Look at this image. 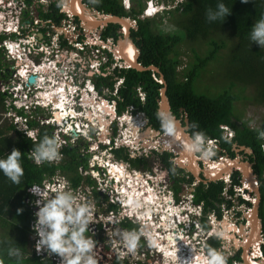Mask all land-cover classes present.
I'll list each match as a JSON object with an SVG mask.
<instances>
[{"label":"flooded vegetation","instance_id":"af4514ba","mask_svg":"<svg viewBox=\"0 0 264 264\" xmlns=\"http://www.w3.org/2000/svg\"><path fill=\"white\" fill-rule=\"evenodd\" d=\"M119 3L116 0V4ZM78 4L88 21L87 17L97 20L124 17L110 11L119 9L112 0H78ZM25 6L26 10L16 24L19 34L9 38L17 46L11 49L13 60L4 62L0 53V87L9 85L22 90L20 93H26L32 109L36 108L23 119V128L13 127L14 131L23 132L24 137L32 141H38L40 131L48 132L50 138H58V159L41 162L39 166H58L47 189L56 186L58 190L70 191L76 206L89 209V223L84 235L92 240L93 247L106 244L107 250L120 249L126 264L130 258L134 259L133 264H152L151 261L161 256L167 264H172L170 257L175 252L185 258L186 264H203L201 258L207 257L208 248L224 251L226 264L263 262L264 171L258 172L255 150L239 142L241 136L238 137V133L245 124L232 121L230 126L220 125V139L204 140L205 147L212 152L206 160L238 161L249 165L252 179L248 183L236 167L222 178L209 181L204 175L205 159H201L199 153H195L199 158L197 174L176 166L179 156L161 141L169 135L163 131L158 119L159 90L163 87L159 83V73L151 74L153 81L162 87L157 90L155 105L149 112L144 110L146 95L142 99L134 93L137 88L142 90L139 81L129 93L132 105H124L123 110L117 107L112 114L102 109L104 112L96 118L80 117L77 102L82 90L85 91L83 94H90L91 85H105V90L114 92L117 100L120 90L126 88L129 70L125 61L115 59L105 48L114 47L126 31L114 23L95 29L85 28L83 21L71 14V0H25ZM123 19L131 24L126 33L137 51L136 63L141 66L142 46L140 37L135 36L137 23L132 17ZM89 48L107 57V66L99 65L101 72L98 75L90 69L96 59ZM26 74V82L32 77L33 84L23 83ZM163 81L167 89L164 78ZM71 82L77 90L75 96L70 95ZM26 86L29 91L23 89ZM48 91L56 92L63 99L53 97L54 94L47 95ZM2 96V102L9 101L6 95ZM103 97L108 102L112 100L108 95ZM70 101L73 105L69 109ZM82 101H87L86 97ZM87 102L95 105L92 101ZM168 105L169 116L177 120L182 133L192 139L188 114L181 108L175 113ZM106 115L108 120L104 123L101 119ZM89 122H96L97 127L87 128ZM98 130L102 132L100 139L104 140L101 144L95 143ZM260 150L263 153L261 146ZM99 185H103L107 193L101 192ZM137 194L139 198H135ZM254 213L260 221L257 242L254 237L250 238L249 218ZM225 220L233 225L231 239L227 242L209 235L216 224ZM124 231L140 234L134 252H128L120 238L119 234ZM145 231L158 242L155 246L146 241Z\"/></svg>","mask_w":264,"mask_h":264},{"label":"trees","instance_id":"16d2710c","mask_svg":"<svg viewBox=\"0 0 264 264\" xmlns=\"http://www.w3.org/2000/svg\"><path fill=\"white\" fill-rule=\"evenodd\" d=\"M112 1L119 9L110 10L111 12L123 15V18L132 17L137 23L135 36L140 37L139 43L142 46L141 66H154L158 69L159 75L163 76L167 84L165 96L171 108L175 113L181 108L188 114L192 137L203 133L204 138L220 139V125L230 126L231 123L237 122L233 118L232 107L234 102L247 99L241 95L245 85H252L255 89L256 97H253V102L264 106V47L260 48L249 38L253 25L264 14V0H249L248 3H241V0H185L181 4L182 17L175 21L177 29L166 34L153 31L150 21L152 19L137 18L143 9L140 1L132 0L128 11L120 5V0H117L119 5L116 0ZM218 3H223L229 14L225 18L208 22L206 10H215ZM174 11L179 12V8ZM225 37L231 44L227 63L235 69L234 78L230 79L234 83L233 87L236 83L241 84L240 91L233 94V87L230 86L214 97L199 95L194 91V83L204 69L217 59L218 53L226 48L223 40ZM182 41L198 44L205 42L207 50L203 58L196 55L191 68L185 67L179 74V53L175 48ZM151 74L149 71H128L126 88L119 92V98L123 102L119 105L120 109L124 105L132 104L129 93L139 81L142 82L139 86L146 95L144 110L149 112L153 109L157 90L162 86L153 81ZM2 100L3 96L0 94V114L4 112ZM3 122L0 123V159H5L13 149L19 150L23 176L20 177L19 183L14 184L0 172V264H53L46 256H36L33 243H29V237L34 234L31 230L34 211L27 204L30 195L26 194V190L32 185H41L59 169L53 165H36L29 155L45 136L49 137L48 132L40 131L38 141L32 142L14 131L8 121ZM259 131H264V118L255 127L243 125L238 137L241 136V144L249 146L257 153V168L261 174L264 171V153L260 150ZM9 249H18L19 259L8 256ZM112 264L126 263L115 259Z\"/></svg>","mask_w":264,"mask_h":264},{"label":"clouds","instance_id":"9594fccd","mask_svg":"<svg viewBox=\"0 0 264 264\" xmlns=\"http://www.w3.org/2000/svg\"><path fill=\"white\" fill-rule=\"evenodd\" d=\"M248 2L249 0H241V3ZM228 14L225 5L218 3L215 10L208 9L205 15L208 22H214L225 18ZM249 38L260 48L264 47V14L253 25ZM158 119L166 134L175 135L174 122L168 114L158 113ZM9 123L12 127L23 128V122L19 123V126H14L11 121ZM258 138L261 139V148L264 153V131L258 132ZM58 148L57 137L45 136L33 149L32 158L37 164L44 161L51 162L58 159ZM186 150L190 153H199L201 159H207L212 155L211 150L205 147L203 133L195 134L186 145ZM20 157L21 152L13 149L5 159H0V172L14 184L19 183L20 177L23 176ZM54 188L56 186L47 189L42 184L32 185L29 188L31 196L39 198L35 201L39 207L36 212L37 206L34 208L37 219L33 225V229L39 236L38 250L44 249L46 252L55 253L61 258V264H96L95 259L89 255L93 242L84 235L89 223V209L83 205L76 206L70 191ZM27 190L26 194L30 195ZM232 231L233 225L225 220L216 224L209 235L227 242L231 239ZM119 235L128 252H134L138 246L140 234L124 231ZM143 235L149 244L155 246L158 243L150 232L145 231ZM8 256L19 259L20 252L18 249H9ZM201 260L203 264H226V255L224 251L208 248L207 257H202Z\"/></svg>","mask_w":264,"mask_h":264},{"label":"rangeland","instance_id":"374dc122","mask_svg":"<svg viewBox=\"0 0 264 264\" xmlns=\"http://www.w3.org/2000/svg\"><path fill=\"white\" fill-rule=\"evenodd\" d=\"M184 2L185 0H153L152 5L153 6L157 5L158 8L152 10L154 8L148 6L149 10L146 12L148 16L152 15V18L149 17L147 18L152 19L150 21L153 31L155 33L162 32L164 34L175 31L177 29L175 25V21L179 20L182 17L180 10H181V4ZM176 8H179V12L174 11ZM155 12L158 13L155 14ZM223 40L224 43L226 44V48L218 53L217 59L214 62L210 63L204 69V71L200 74L197 81H195L194 83V91L199 95L214 97L217 94L221 93L222 91L228 89L230 86L233 87L234 85V83L231 82L232 80L230 78H234L235 69H233L232 65H229L227 63V56L229 54V49L231 44L230 42L227 41V37L223 38ZM175 50L179 53L180 68L178 67L177 70L178 73L180 74L183 68L185 67L191 68V66L193 65L196 59V55L199 58H203L207 50V47L205 42H199L198 44V43H189L187 41H182L175 48ZM88 51H90L91 55L94 53V49L89 48ZM83 60L85 61L84 58ZM226 63H227V70H226ZM239 85L241 84L236 83V86L231 89V92L233 94L239 93L240 91ZM52 93H53L52 91H48L47 95H51ZM44 94L45 93L42 92V95ZM241 95L245 96L247 99L234 102L232 107L233 118L239 123H243L250 127H255L256 125L260 124L262 118H264V106L263 104L256 105L253 102L254 101L253 97H256V92L254 87H252V85H245L243 91L241 92ZM0 116L2 119L0 121L1 124L5 120L8 121V123L10 122L9 119L5 118L3 113L0 114ZM38 199L39 198L30 195V198L27 203L29 208H31L33 211L35 206H37L35 212L38 211V207H39V205L35 203V201ZM33 217H34V222L31 223V230L34 231V234L29 237V243H33V250L36 256H44V254H40V253L36 254L37 251L35 245L36 232L33 229V225L35 224L36 221L34 212H33ZM104 246L107 247L106 244H99L95 248L93 247V249L91 250V254H89L95 259L96 264H111L112 260L119 259L118 256L120 255L123 256L120 249L115 252L114 251L112 252L111 250L105 249ZM53 254L55 253L48 252L46 258L48 256L51 257V255ZM176 254L179 253L175 252L173 257H175ZM59 258L60 257L58 256V259ZM175 260L176 259H173L172 261ZM127 261L129 264L134 263L133 258H130ZM158 262H160V264H167L162 256L158 257L156 260L154 259L153 262L151 261L152 264H157ZM57 264H61V261H59V263Z\"/></svg>","mask_w":264,"mask_h":264},{"label":"bare ground","instance_id":"6f19581e","mask_svg":"<svg viewBox=\"0 0 264 264\" xmlns=\"http://www.w3.org/2000/svg\"><path fill=\"white\" fill-rule=\"evenodd\" d=\"M71 1L73 3V8L72 7L70 8L71 14L76 15L77 17H79L80 20L83 21V25H84L85 28L92 29L91 27L87 26L89 22L85 18V14H84L85 12L83 11L84 9L80 6V4H78V0H71ZM130 1H132V0H120L121 6L123 7V9H125L127 11L129 10V8H130ZM133 1H140L143 4L142 12H141V14L139 15V18H138L139 20L148 19L147 17L152 18V15L148 16L146 14V12L149 10L148 9V6L154 8L152 10H155V9L158 8L157 5H155V6L152 5L153 0H133ZM75 4L77 6V9L76 10H74ZM23 10H26L25 0H0V25H1V27L2 26H6L7 28H10L9 31L11 32V33H7L6 31H1L0 30V40H1V42H0V53L3 56L2 59H3L4 62H7L6 59H5V57H4V53L7 51V49L9 51H11V49H13V46H15L17 48V46L15 45V43H13L12 41H10L9 38L12 37V36H14V35H18L19 34V32L16 29V24H17V21H19V17L23 14ZM77 11L79 13H77ZM156 13H158V12H155V14ZM87 18H89V20H91V21H93V20L94 21H99L95 17H91V18L90 17H87ZM98 18H100V17L98 16ZM127 21L125 19V24L126 25H123V27H124V29H125L126 32L128 31V28L131 25ZM105 23H106V21L104 19V20L100 21L99 23H97V25H101V24L103 25ZM132 25H133V23H132ZM122 33L124 34V31ZM123 40H124V36H123V39L120 40L114 47H108V46H106L105 48H107L110 51L109 52V55L110 54H113L114 58L117 59V60L123 59L125 61V64H127V65H129L131 63H136V58L138 57V55L136 53L137 51L132 46V44L131 45L130 44L128 45L127 42H123ZM129 42L131 43L130 40H129ZM105 48H104V50H105ZM120 51L123 52V53L121 54ZM130 52H132V54H130ZM92 56L95 57L96 62H92L91 63L90 69L91 70H95L93 72H96V74H97V73L101 72V69H100L99 65H101L103 67L107 66V63H106V58L107 57H106V55L98 54V52H96L95 50H94V53L92 54ZM83 62H85V61L83 60ZM93 63L97 64L98 67H96V65H94ZM149 67H154V66H149ZM154 68H156V67H154ZM126 69H128V70H134V69L128 68V67H126ZM134 71H136V70H134ZM136 72H138V71H136ZM149 72L152 73V71H149ZM177 72H178V70H177ZM138 73H142V72H138ZM155 73H158V72H155ZM38 78H39V76H38ZM104 86H100V85H97V86L96 85L95 86H92L91 85L90 86L91 89L97 93V99L94 102L95 105L93 107V110L90 109L89 112H87L86 110L84 111L83 114H84V116H86V118H88L89 116H92V117L95 116L94 118L98 117L99 116V113H103L104 112V111L102 112V109H104L107 113H111V114L114 112V109L117 108V107H118V110H123V107L124 106L122 107V109L119 108V105H122V103H123L120 100V98H118L116 100L115 99V93L114 92H110V91L109 92L106 91L105 90L106 87H104ZM163 87H164V85H163ZM98 88H100V89L97 91ZM23 89H25V90L27 89L28 91L30 90V88H28V86L24 87ZM165 89H166V87H165ZM21 91L22 90L19 91V90H17V88H13V87H11L9 85H2L0 87V94L1 95H6L8 97V99H9L10 102H13L14 101V102H17L19 105H21V109L19 110V112H16V111H11V110L6 109L5 108V104L3 102V105H4L3 115L5 116V118L9 119L12 123L16 120L17 121L16 124H19L22 121H24L23 119L29 114V112H31L33 110H36V108L32 109L33 106H31V104L28 102L27 97H26V93L21 94L20 93ZM57 91H59V90H57ZM159 92H160V90H159ZM134 93H136V95L139 98H142V97L144 98L145 93L143 92V90L137 88ZM52 94L57 95L58 98H60V99H63V97L62 96L59 97V95L56 94V92H53ZM105 95H108V96L112 97V100L110 102H108L103 97ZM12 96H14V97H12ZM99 96H102V97H100V99H98ZM53 97H55V96H53ZM98 100H100V101H98ZM111 103H113V105ZM83 104L88 105L89 103L88 102H84ZM61 105H59V107ZM108 105H112L113 106V110H109V108L107 107ZM130 105H132V104H129L128 106H130ZM24 111H25V113H24ZM90 123L91 122H89V124ZM81 132H83V131H81ZM19 133L23 135V132H19ZM83 134H85V133L83 132ZM100 134H102L101 130H98L97 132H95V135L97 136V137H95V143L97 142V143H100L101 144L102 142H104V140H101L100 139V137H99ZM171 136H174V135H169L168 137H165L164 140L161 139V141H162V143H163L164 146L167 144V142H169L168 140H170ZM27 139H29V138H27ZM92 139H94V138H92ZM29 140L32 141L31 139H29ZM165 140H167V141L165 142ZM32 142H36V141H32ZM29 155H30V158L32 159V154L30 153ZM32 161H33V159H32ZM34 164H36V163H34ZM54 180H58V178H54ZM49 181H50V178H46L42 182V185L48 186ZM125 192H127V191H125ZM131 192H133V191H131ZM129 193H130V191H129ZM130 194H132V193H130ZM138 196L139 195L137 194V196L136 197L134 196V197L137 198ZM133 200H135V199L133 198ZM138 202H140V201H138ZM175 248H176V251H179V250H177V247H175ZM36 254H38L37 251H36ZM46 255L47 254H44V256H41V257H45ZM170 258H171V260L176 259L175 261H172L173 262L172 264H186L185 258H182V256L180 254H176L175 257H173V255H172ZM190 264H194V263L191 262Z\"/></svg>","mask_w":264,"mask_h":264},{"label":"water","instance_id":"95a60500","mask_svg":"<svg viewBox=\"0 0 264 264\" xmlns=\"http://www.w3.org/2000/svg\"><path fill=\"white\" fill-rule=\"evenodd\" d=\"M104 19H105L106 23H114V24H118L121 26L126 25L125 19H123V18L120 19L118 17L110 16V17H106ZM104 19H101L99 21H94V20L91 21L90 20V21H88L89 23L87 26L91 27L92 29H95L98 26H104L106 23L103 25L102 24L97 25V23H99L100 21H102ZM123 42H127L128 45L129 44L131 45V43L129 42V39H128V34L126 32L124 33ZM120 53L122 54L123 52L120 51ZM125 66L128 68H132L138 72H145V71L158 72V70L154 67L143 68L136 63H131L129 65L125 64ZM27 83L33 84L34 83L33 78L29 77L27 79ZM159 83L164 85V87L162 89H160V92H159L158 113H166L169 115V113H168L169 105H168L167 98L165 96L166 89H165V83L163 81L162 76H160ZM171 118L174 122L175 135L171 136L170 140L167 139L169 141L166 144L167 148L172 149L175 152V154H177L179 156V158L176 160V166H178L179 168H182V169H186L187 172H190L192 174H197L199 171L198 165H197L199 158L196 157L195 153H190L186 150V145L190 141V138H188V136H186L182 133V130L179 127V122L177 120H175L173 117H171ZM167 140H165V142ZM203 162L205 165L204 166L205 167L204 168V175L209 181H215L217 179L222 178V175L223 174L227 175L229 172H231L233 167L238 168L243 173V178H244L245 182L248 183L252 179L251 172L249 170V165H247V164H239L238 161H235V162L226 161V162H224V160H221L218 162H211V161H208L206 159L203 160ZM256 206H257V204H256ZM249 223H250V228H251L250 238L254 237V239L257 242L260 239L259 232H258V228L260 226V221L257 218L256 213H254V215L250 216ZM256 248H258V247H256ZM259 264H264V261L259 263Z\"/></svg>","mask_w":264,"mask_h":264},{"label":"built area","instance_id":"2783aa9c","mask_svg":"<svg viewBox=\"0 0 264 264\" xmlns=\"http://www.w3.org/2000/svg\"><path fill=\"white\" fill-rule=\"evenodd\" d=\"M9 29L10 28H7L6 26H2L1 27V25H0V30L1 31H6L7 33H11L10 31H9ZM14 31V30H13ZM4 57H5V59H6V61H7V63H10L12 60H13V56H12V51H9L8 49H7V51L4 53ZM27 76H28V74H26V75H24V78H23V83L26 85V78H27ZM71 84L72 85H70V87H71V89H73L72 91H71V96L73 95V96H75L76 94H77V90H76V88L74 87V85H73V83L71 82ZM27 90V89H26ZM89 91H90V94L89 93H87V94H83V93H85V91H83L82 90V92L83 93H80L79 94V97H78V102H77V107H78V109H79V112H78V115L80 116V117H83V113H84V111L86 110V111H89L90 109L91 110H93V105H90V103L88 104L89 106H85V104H83L84 102H87V101H92L93 103L96 101V99H97V93L95 92V91H93L92 89H89ZM55 97L57 98V95H55ZM83 97H86V99H87V101H82V98ZM38 101H40V100H38ZM4 104H5V108L6 109H8V110H11V111H16V112H18L20 109H21V105H19L17 102H10V101H8V100H6L5 102H4ZM70 104L71 105H67V107L70 109V107L73 105V101H70ZM112 105H113V103H111ZM112 105H108L107 107L109 108V110H113V106ZM100 114V113H99ZM94 115V114H93ZM101 115V114H100ZM95 117V116H94ZM104 123H106L107 122V115L106 116H102V119H101ZM23 122V126H24V121H22ZM17 123V121L15 120L12 124L14 125V126H19V124H16ZM88 125V127L87 128H89L90 126L91 127H93V128H96L97 127V123L96 122H91L90 124H87ZM90 125V126H89ZM264 149V148H263ZM95 175L97 176V173H95ZM98 179V178H97ZM98 181H100L99 179H98ZM45 188H48V186H45ZM113 188H115V190H116V187L115 186H113ZM99 189H100V191L101 192H104V193H107V191H106V189L104 188V186L103 185H99ZM27 192L30 194V192H29V189L27 190ZM120 192H121V190H120ZM116 193H118V192H116ZM124 193V190H122V194ZM30 195H32V194H30ZM117 199V198H116ZM37 219V218H36ZM38 241H39V236L36 234V239H35V245H36V250H37V252L38 253H40V254H47L48 255V252H46L44 249H40V250H38V246H37V243H38ZM117 250H119V249H117ZM116 250V251H117ZM113 252V251H112ZM115 252V251H114ZM123 253V252H122ZM49 257V256H48ZM52 261H53V264H57V263H59V261H61V258H59L58 259V256L56 255V254H53V255H51V257H49ZM118 260H122V258H121V255L120 256H118Z\"/></svg>","mask_w":264,"mask_h":264}]
</instances>
